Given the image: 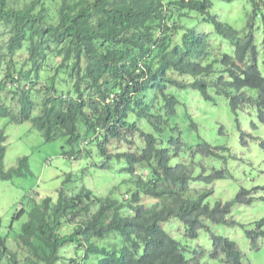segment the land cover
Wrapping results in <instances>:
<instances>
[{"label": "trees", "instance_id": "trees-1", "mask_svg": "<svg viewBox=\"0 0 264 264\" xmlns=\"http://www.w3.org/2000/svg\"><path fill=\"white\" fill-rule=\"evenodd\" d=\"M16 5V0H0V119L16 125L31 122L46 142L64 138L74 148L84 127L87 133L101 129L100 141L118 137L115 121L123 118L119 124L129 127L125 118L132 112L137 117L154 118L155 125L159 119L149 115L144 105L133 111L121 109V104L129 105L139 86V91L154 92L173 103L167 113L171 115L174 97L165 94L168 85H176L175 74L198 80L205 102L214 104L216 98H223L236 120L241 105H245L248 110L254 109L257 123L264 125V76L257 68L258 49L253 35L240 36L229 25L218 22L215 35L202 36L200 40L192 34L183 38L188 32L183 27L190 25V11L202 8L197 1L31 0L21 7ZM255 19L253 11L251 22ZM214 40L231 44L233 54L229 55L228 49L218 56L207 54L204 49L213 48L209 42ZM53 59L61 60L58 67L50 65ZM81 59L85 60L83 67ZM49 66L54 73L46 77L44 69ZM60 71L70 77L72 90L64 89L66 79H60ZM37 87L47 100L41 102L39 114L32 117L40 93ZM111 94H117L118 99L106 103ZM252 128L256 130L257 124L253 123ZM223 132L224 128H220L219 133ZM5 141V134L0 132V181L25 178V159L19 161L18 169L4 171ZM155 148L154 140L141 156L108 155L106 148H95L104 165L124 158L127 173L134 172V164L145 161L143 164L157 181L137 179V184L157 201L151 208H127L112 194L98 198L86 188L70 195L62 187L56 200L45 196L37 202L28 195L31 210L16 235L17 245L25 254L20 260L1 232L0 264H190L180 245L157 225L170 216L183 223L190 240L197 239L200 231L210 235V260L244 264L237 245L213 234L208 224L241 227L252 248L257 249L258 239L264 238V219L255 222V228H247L227 217L233 206L249 205L251 193L241 190L231 202L217 203L213 208L203 204L205 194L195 201L187 200L184 196L190 181L189 166L168 168L165 154L154 152ZM76 150L70 153L79 154L78 147ZM212 150L202 141L193 154L210 155ZM66 182H71V175L66 176ZM132 200L138 201L137 193ZM128 209L136 215L128 218ZM76 222L68 235L61 233ZM111 234H117L122 243L119 252L95 244L94 240ZM67 248L74 255L66 256ZM141 249L143 253L139 255ZM204 255L200 252L192 264H200Z\"/></svg>", "mask_w": 264, "mask_h": 264}, {"label": "rangeland", "instance_id": "rangeland-1", "mask_svg": "<svg viewBox=\"0 0 264 264\" xmlns=\"http://www.w3.org/2000/svg\"><path fill=\"white\" fill-rule=\"evenodd\" d=\"M16 1V7H21L25 2L31 0ZM211 1L213 4L212 14L218 16L222 22L229 24L237 30H241L245 26L246 20L252 12V5L249 0H234L231 4L220 0ZM261 2L264 5V0H261ZM262 14L264 15V8H262ZM198 18L201 19V17ZM194 22L196 23L197 20ZM263 32L264 19H256L254 22V38L258 49L257 66L264 76ZM224 47L222 46V48ZM227 49L224 48L222 51L225 52ZM227 53H230L229 49ZM74 60L72 58L71 61L74 62ZM49 62L52 67L53 65H57L58 67L61 60L53 59ZM80 65L83 67L85 60L81 59ZM51 66L45 67L43 75L54 73V71L50 70ZM60 79H66L64 89H69L71 80L66 72L60 71ZM201 102L205 112V115H201V118L205 120L202 123V127L198 130V136L212 147H228L229 151L220 150L218 153L222 158H206L198 154L195 158L194 175L199 176L202 173V168L205 167L206 174H211L214 170H224L226 177L213 182V185L192 182L190 185L192 191L189 197L195 198L196 193L205 192L212 188L214 194L207 198L206 203L214 206L217 202H222L223 204L231 202L241 189L252 192V202L246 206H233L231 214L227 217L231 222L234 221L238 225L255 228V222L264 219V148L261 146V143L264 142V125L257 123L254 109L248 110L245 105H241L240 110H242L238 111L236 120L223 98H216L214 104L206 103L202 100ZM13 107L12 109H14ZM38 109L36 108L32 115L33 117L38 115ZM253 123L257 124L256 130L252 128ZM221 126L224 128L222 134L219 133ZM0 131L7 138V148L3 158L5 170L14 169L18 163V159L21 157H26L29 163L30 171L25 178H18L13 182L0 181V233L2 232V236L5 238L9 249L17 253L20 260L25 253L18 247L16 235L19 233L21 225L25 222L26 216H20L13 223L12 219L21 210H24L25 214L30 211L31 200L27 199V196L31 191L32 194L29 196L37 202L45 196L55 198L56 200L57 191L62 187L70 195L76 194L81 188H86L91 190L93 195L98 198L104 197L111 192L114 194L118 193L122 199L119 185L123 184L122 182L127 178L126 175L120 176L125 166L123 160L117 161L113 159L107 163L108 168L100 172V163L98 162L97 165L95 159L70 161L64 158L62 156L64 140L59 139L55 142H46L41 132L33 128L31 122L16 125L8 123L5 119H0ZM141 131L151 132V129L140 126L139 132L126 136L122 142L117 140L108 141L106 143V152L108 151L110 154L118 152L140 154L145 147V142L140 134ZM240 131L248 133L253 137L252 140L248 141L247 147L241 144ZM190 136L193 137V135ZM157 137L158 139L160 137L168 139L167 135L158 134ZM191 137H189V142L191 141ZM92 151L96 153V149ZM179 158L190 160V152L187 150L182 151ZM177 160L178 158H173L170 165L177 163ZM67 175H71V182H66ZM76 224L77 222L69 228L65 227L61 233L68 235ZM208 225L213 234L227 238L237 245L242 253L244 264H264V238L258 239V248L254 249L251 246V241L247 239L245 231L241 227L221 224ZM7 227H9L8 230H6ZM163 227L168 235L187 248L185 255L187 261L192 258L190 252L196 249L197 256L202 251L204 254L206 253L201 258V264H224L219 260H209L208 253L211 250L212 243L210 235L205 231H200L197 239L189 240L184 236V226L181 223L174 221L164 224ZM108 239L107 241L100 242L99 245L107 247L111 251L119 252L122 248V243L118 235L112 234ZM70 250L71 248L66 250V253H68L66 256L70 255ZM221 259L223 260L224 257L222 256Z\"/></svg>", "mask_w": 264, "mask_h": 264}, {"label": "clouds", "instance_id": "clouds-1", "mask_svg": "<svg viewBox=\"0 0 264 264\" xmlns=\"http://www.w3.org/2000/svg\"><path fill=\"white\" fill-rule=\"evenodd\" d=\"M179 1L180 0H169V1L164 0L165 3H174V2H179ZM184 1H191V0H184ZM194 1L201 3L202 8L199 9L198 7H195L193 10L194 12L190 11L191 20L188 19V22L190 23V25L188 27H183V31L188 30V32L183 34V38L187 39L189 37V35L192 34L196 39L200 40L202 36L209 37V35H212V34L215 35V33H214L215 24L218 22L219 23H224V22H222L218 16L212 14V12H211L212 8H213L212 1L211 0H194ZM220 1H224L228 4H231L234 2V0H231L229 2H227L226 0H220ZM249 1L252 5V12L248 16V18L246 20V24L241 30H237L227 23H224V24L229 25L234 31H237L240 34V36H243L244 34H252L254 37V22L256 21V19L258 20L259 18H261L260 11H262V8H264V5H262L261 0H249ZM254 4L257 7V11L255 10ZM253 11L255 13L256 19L253 20V22H251ZM204 16H206V18H204ZM198 17H201V19H199ZM262 19H264V18L262 17ZM195 20H197L196 23L194 22ZM211 20L215 21V23H212ZM157 35L159 36L160 33L158 32ZM207 39L205 40V42L208 40H213L215 38H210L208 40ZM212 43H213V48H207L206 47V49H204V51L207 54H209V55L212 54L214 56H218L220 54V52L222 51V49H224V48H228V49L230 48L229 55L233 54V47L231 46V44L229 46V45L224 44V43H219V41H217V40L209 42V44H212ZM222 46H225V47L222 48ZM257 58H258V56H257ZM175 65L180 66L182 64L176 63ZM257 68H258V66H257ZM46 77H49V75H46ZM173 77L175 79L176 85H174V84L168 85L166 88L167 93L165 94V95H167V94L171 93L173 95L172 97H174V100H173V102L175 101L174 102V111L171 115H169L167 113L169 112L170 109H172L173 103L169 102L167 99H164L163 96H161L159 94H155L154 92H151L148 90L139 91L138 90L139 86H137L136 90H135V95L132 96V98L134 97L133 100L130 101L129 105L122 102L121 109L127 107L126 109L138 111V110H141L143 108V105H144L146 107L145 111L149 115L154 116V117L159 119L155 125H153V123H155L154 118L148 119V118H144V117H137L136 114H134L132 112L128 115L127 118H125V122L129 125V127L128 126H121L119 124L120 121L123 120V118L116 120L115 126L117 128L119 136L118 137H115V136L114 137H108V138H106L107 140L105 139V141H100L101 137L103 136V132L101 131V129H98L96 132H93V133H91V132L87 133V132H85V127H84L80 131V138L77 141H75V147L74 148L69 147L64 141V147L62 148V156L64 158H66L67 160H70V161H76V160L79 161L82 159H95L96 160L95 163L97 165H98V162L100 163L99 170H100V172H102L108 168V165L103 164L104 161H102V159H100L96 156V153L92 151L93 149L99 148L100 146L105 149L106 143H108V141L117 140L119 142H122L123 140H125L126 136L139 132L140 126L147 127V128L149 127L151 129V132H142V131L140 132L141 137L143 138V140L145 142V147L140 154H136V153H132V152H122V153L118 152V153L110 154V152L107 151L108 155L134 154L136 156H141L143 154V152L146 150L145 148L148 147V144L152 140H154L156 148H155V150L153 149V151L154 152H163L165 154V161H166V165L168 166V168L172 169L176 165H188L189 166V168L187 170H188V175H190L189 176L190 181L188 184V191L185 193V196H184L185 199L195 201L200 196L205 194L206 197L203 200V204L208 205L210 208H213L217 203L223 205L222 202H217L214 206H210L208 203H206L207 198L214 194V190L212 188H210L209 190H207L205 192L196 193L195 198L189 197V195L192 191V189L190 187L192 182H202V183H205L208 185H213L212 184L213 182H215L217 180L224 179V177H226V175H225L226 173L224 170L223 171L214 170L211 174H206V168L203 167L202 173L199 176L194 175V167L196 165L195 158L200 153H197V154H193V153L196 151V148L199 146V144H201L202 141H204L203 139H201L198 136V130L200 127H202V123L205 120V119L201 118V115H205L204 107L202 106V102H201V100L202 101H204V100H203L202 93H201V86H200V84H197L198 80L196 81L187 75L175 74ZM146 78L147 77L143 78L140 81H143ZM39 89H40V93H38V96H37L38 99L36 100L38 104L35 107V108H39L38 114L40 112L41 102L43 100L44 101L47 100V95L45 93L41 92V88L40 87L36 88L37 91H39ZM70 90H72V84L70 85ZM114 99L115 100L118 99L117 94H111L110 97H108L106 99V103L112 104L114 102ZM33 113H32V115H33ZM159 122H160V124H158ZM221 128H223V127L221 126ZM0 132H2V131H0ZM158 134L165 135V136L167 135L168 139L166 140L163 137H160L158 139V137H157ZM241 134H246V135H245V137H242ZM190 135H193V137H191ZM189 137H191L190 142H189ZM59 139L64 140V138H59ZM252 139H253V137L250 134L240 131V141L244 147H247L248 141H250ZM6 142H7V138H6L5 144L3 145L5 148V152H6V148H7ZM53 142H55V141H53ZM205 143H207V142H205ZM83 145H85V146L81 147ZM263 145H264V142L261 143V146L264 148ZM76 147H78V149H79V151H78L79 154H77V155H76V153L71 154L70 153L71 151H73V152L77 151ZM211 149H213V150H212V153L210 155L200 154V156L206 157V158H210V157L222 158V156L218 152L222 149L223 150H226V149L229 150L228 147L215 149L212 146H211ZM90 150H91V154H89ZM106 150H107V148H106ZM186 150L190 152V160H184V159L179 158L180 153L182 151H186ZM5 152H4V156H5ZM214 154H215V156H214ZM193 156H194V158L192 159ZM173 158H178V160H177L178 162L170 165ZM21 159H25L27 170L24 171V174L28 175L30 170H29L28 159L26 157H21L18 159V163L15 166L14 170L19 168V161ZM121 160H123L125 163V166H124V169H125L127 167V163H126L124 158L117 159V161H121ZM144 162L145 161H143L140 164H134L135 169H134V172H132V173H127L123 169L122 175H120V176L126 175L127 178L125 179V181L122 182L123 184L119 185V190L122 192V199L119 197L118 193L114 194L111 192H109L104 197H99V198H105V197L109 196L110 194H112L113 198H118L120 203L123 206H126L127 208H129V207L133 208L135 206H139V207L142 206L144 208H151V206L154 205L157 201L154 199H151V197L148 196V194H146L142 190H140V188L138 187V184H137V179H142V180L152 179L154 181H157L156 178L150 173L148 166L146 164H143ZM8 170H10V169H8ZM8 170H5V167H4L5 172ZM199 177L201 178V180H199V181L193 180V179L199 178ZM241 190H245V189H241ZM135 193L138 194V201L136 203H134L132 200V196ZM250 193L252 194V192H250ZM31 194H32V191L28 195H31ZM226 203H224V204H226ZM19 213H23L22 215H25V216H27V214H28V212L25 214L24 210L23 211L21 210ZM19 213H16L15 217L19 218L17 216ZM122 213L124 214V211H122ZM134 213L136 215V212H132L131 210L128 209L127 217L132 218ZM15 217L12 219V223L15 222V220H14ZM174 221H177L183 225V223L181 221L177 220V218H174L173 216H170L166 221L158 222L157 225L160 227V229L164 233V235H166L172 241L176 242L170 235H168L165 232L164 227H163L164 224H168V223L174 222ZM111 235H108V237ZM184 236L186 237L185 226H184ZM108 237L106 239H103V240H94L95 244L99 245L100 242L109 240ZM176 243H178V242H176ZM178 244L180 245V249L182 250V252L184 253V256H185L186 252H187V248L183 247L180 243H178ZM68 249L69 248H67V250ZM196 252H197L196 249L190 252V254H192V258L188 261V263H190V264L194 263L195 256H197ZM72 253H73L72 250H70L69 254L71 255ZM142 253H143V249H141L139 251V255H142ZM66 254H68V253H66ZM185 259H186V257H185ZM200 261H199V263H200Z\"/></svg>", "mask_w": 264, "mask_h": 264}]
</instances>
